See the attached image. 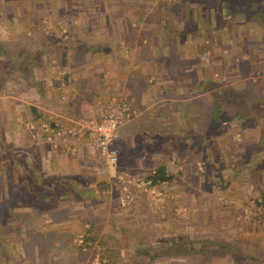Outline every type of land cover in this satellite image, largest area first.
Wrapping results in <instances>:
<instances>
[{
  "label": "rangeland",
  "instance_id": "374dc122",
  "mask_svg": "<svg viewBox=\"0 0 264 264\" xmlns=\"http://www.w3.org/2000/svg\"><path fill=\"white\" fill-rule=\"evenodd\" d=\"M162 1L164 3L156 8L151 23L157 31L164 29L163 22L166 23L169 8L176 20L178 10L183 9L182 5L173 4L178 0ZM201 1H204L203 5H191L190 12H187L189 22H195L197 30L196 34L186 37L188 51L172 55L166 46L160 48L161 42L165 41L163 33L157 37L159 51L149 49L147 40L143 43V46L147 44V51L158 56V60L162 58L159 61L166 65L160 72L162 81L171 73H178L180 79L188 76L196 82L197 88L206 89L205 96L200 99V119L194 118L189 127L192 132L185 133L186 140L168 147H164L165 141H161V145L154 146L158 152H165L157 156L160 159L152 157V144L172 136L168 129H172L176 122L172 118L174 114L166 116L170 109L165 105L162 109L166 115L158 118L157 124L154 125L150 117L145 116L143 120L139 116L133 126H121L117 134L115 132L112 144L117 150V160L114 164L102 161L95 153L86 152L87 156L83 155L85 165L75 163L74 158L79 159L81 153L78 151L79 156H76L77 149L72 144L74 138H70L74 134L67 135L65 141L60 138L47 141L35 125L43 117L39 115L36 122H32L33 129L27 126L32 119L27 116V113L32 116L27 103L31 101H16L15 128L13 134L8 130L10 136L6 127L11 120H7V111L0 110V264H122L121 259L126 255L123 247L132 241L131 237L149 240L144 247L151 257L150 260L148 257L129 258L124 264H176L165 259L169 253L166 248H170L168 237L176 232L183 236L188 233L190 241L194 240L189 258L181 264H264V3L252 2V14L248 15L253 18L246 19L240 15L244 5H234L243 0H227L225 3L235 8V13H228L225 3L222 8L217 6L224 13L217 15L213 12L215 26L211 31L200 32V8L206 5L205 14L209 19L212 17L209 0ZM144 7L147 6L140 9L146 13ZM186 22L182 18L177 20L175 30L187 26ZM206 33L209 35L205 36ZM210 36L214 39L209 44L207 39ZM203 76L204 84H199V78ZM165 89L164 86L162 90ZM111 96L124 102L122 95ZM145 96L146 112L150 108V92L147 91ZM97 98L82 103L85 116L81 115V118H97V111L91 114L84 107ZM170 111L174 113L173 109ZM8 113L11 118V112ZM70 120L65 119L64 128L70 125ZM142 126L146 127L145 132L139 133ZM128 127L131 129L129 135ZM129 138L133 148L127 151V155L132 153L133 159H141L136 169L125 158ZM7 139L12 144L9 148L6 147ZM116 144L123 146L122 155ZM12 149L20 160L13 159ZM22 157L29 165L24 166ZM161 163L175 175V180L151 186L145 177ZM32 171L37 173L35 179L42 181L43 190L54 188L59 182L79 184L80 187L93 188V191L97 183L108 187L97 191L94 198L84 200L76 195L78 192L68 196L65 188H58L57 197L42 199L37 206L28 207L21 202L26 195L29 196L25 179L33 174ZM136 191L146 197L150 211L165 215L163 222L159 223V226L164 225L161 233L160 228L156 229L159 227L155 225L156 219L143 216L133 220L129 217V210L142 199L136 200ZM26 212L30 214L26 215ZM116 218L119 224H114L117 228L114 232L111 224L117 222ZM124 223H131L134 228L130 231L124 227L119 229ZM168 224H175L178 229L169 233ZM12 225L14 229H11ZM35 229L40 232L55 230L58 237L52 235L43 240L42 236L36 235ZM30 231L29 236L27 232ZM85 237L89 239L85 240ZM223 244L227 247H222Z\"/></svg>",
  "mask_w": 264,
  "mask_h": 264
},
{
  "label": "crops",
  "instance_id": "0c3cea01",
  "mask_svg": "<svg viewBox=\"0 0 264 264\" xmlns=\"http://www.w3.org/2000/svg\"><path fill=\"white\" fill-rule=\"evenodd\" d=\"M178 1L173 4L178 3L182 5L183 9L178 8L180 12L178 16L175 15V18H178L177 20L186 19L187 26L183 25L182 28L175 30L177 20L170 12L172 9L167 7L169 8L167 12L169 16L166 19L168 26L166 29L161 28L157 31L151 23L156 15V8L162 2L164 3L162 0H0V110L7 111V120H11L7 122V133L9 130L13 134L15 106L18 100L31 101V103L27 102L30 106V115H32L30 117L26 112L28 119L37 115L43 116L36 123L39 124L46 120V122L56 124L60 130L66 131L68 128L76 126L81 115L85 116L82 110L84 101H91L97 96L108 98L118 94L124 96V104L128 108L129 117L120 123L116 134L121 126L129 125L131 127L135 122L137 123L135 119H138L139 116L143 120L145 116L150 117L151 122L154 125L157 124L158 118L166 115L162 109L165 105L170 110H174V113L167 110L166 116L174 114L172 118L176 122L172 129H168L172 136L167 137L166 140L159 139L153 142L152 157L157 158V156L165 154V152H158L156 148L154 149V146L162 144H159L161 141H165L164 147H168L173 143L178 144L184 139L186 140L185 133L186 131L192 132L189 127L194 122V118L200 119V99L202 95V97L205 96L206 89L197 88L194 84L196 82L191 81L188 76H183L180 79L178 73H171L162 81L160 72L166 65H163L153 52L147 51L149 47V49L157 51L156 49L160 45L157 37H161L162 33L165 34V36L162 34L165 41L161 42L160 48L167 47L166 49L172 55L188 51L187 38L196 34L197 30L194 26L195 22H189L190 17L187 12H190L191 5L200 4L201 6L204 1ZM259 1L260 4L264 3V0ZM225 2V0H209V6H212L210 8L212 19L207 18L205 14L206 5L200 8L199 15L197 14L198 17H202L200 32L213 29L215 26L213 12L217 15L223 14V9H220V12L217 6L220 5L222 8ZM252 2L257 3L256 1ZM143 5L147 6L144 7L147 10L146 13L140 9ZM252 8L250 7V10ZM207 35L209 34L206 33L205 36ZM213 39L209 41V44L213 43ZM146 40L150 43L148 48L147 44L143 46ZM180 65L185 67V64L180 63ZM204 79L205 76L202 79L199 78V84L203 83ZM133 82L134 90L131 89ZM164 86L165 90H168L167 92L162 90ZM147 91L150 92L151 99L150 108L145 112L147 107L144 97L146 98ZM22 106L24 108L26 104ZM194 107L197 108L194 109ZM8 112H11V118H9ZM72 118H74L73 121L70 120ZM155 118L156 123H154ZM65 119L71 122L67 128L63 126L66 123ZM36 126L39 130L38 125ZM143 126L139 133H143L146 129ZM127 131L129 135L131 129L128 127ZM132 132L137 133L136 130ZM8 135L10 136L9 133ZM66 136L64 140H61H67ZM70 138H74L72 144L77 149L76 156H79L78 151L81 153L79 159L74 158L75 163L85 165L83 155L87 156L89 150L84 134L77 132ZM156 139L158 138L156 137ZM129 143L130 138L126 142L125 150L120 144L115 146L121 155L123 150L125 151V158L129 159V164L135 168L141 159H133L132 153L127 155V151H131L133 148V144ZM64 145L66 144L64 143ZM11 146L12 144L7 139L6 147ZM120 152H118V157ZM168 173L172 174L170 181H174L175 175L171 172ZM141 197L142 199L139 201ZM135 198L139 202L134 205L132 210H129V217L134 218L133 220L138 217L143 218V216L149 217V220L156 219L155 225L159 226L165 215H161L160 211H150L146 197L140 192L136 191ZM169 220H171L170 217ZM172 220L174 221V218ZM118 221L112 223V227L114 224H119ZM120 225L119 229L124 227L128 231L134 228L131 223ZM161 226L164 225L156 228H160V233ZM168 227L169 233H174L178 229L175 224L174 226L168 224ZM116 229V227L112 228L114 232ZM179 234L177 232L174 236L169 234L171 237H168L167 245L170 248H166L169 253L165 255V259L169 263L181 264L190 256V245L194 240L190 241L188 233L186 236ZM131 238L132 241L129 240L127 242L129 244L123 247L126 255L121 259L122 264L129 258L138 260L148 257L147 259L150 260L151 254L144 247L150 241L145 237ZM175 247L176 249H174Z\"/></svg>",
  "mask_w": 264,
  "mask_h": 264
},
{
  "label": "built area",
  "instance_id": "2783aa9c",
  "mask_svg": "<svg viewBox=\"0 0 264 264\" xmlns=\"http://www.w3.org/2000/svg\"><path fill=\"white\" fill-rule=\"evenodd\" d=\"M84 107L91 114L97 111V118L94 120L80 118L76 122V126H72L66 131L60 130L54 123L50 125L46 121L40 122L38 128L42 132L41 134L47 141L54 142L59 138L64 140L65 136L69 134L83 133L89 152L95 153L102 161L114 164L117 160V150L112 142L120 123L129 117L127 106L116 96H110L108 98L98 97L92 104H85ZM27 126L32 129L34 127L32 123H28Z\"/></svg>",
  "mask_w": 264,
  "mask_h": 264
},
{
  "label": "trees",
  "instance_id": "16d2710c",
  "mask_svg": "<svg viewBox=\"0 0 264 264\" xmlns=\"http://www.w3.org/2000/svg\"><path fill=\"white\" fill-rule=\"evenodd\" d=\"M250 0H243V2L242 3H240V2H235L234 3V5H236V6H238V5H244L243 7H242V12H241V14L240 15H242L244 18H246V19H250V18H253L252 16H249L248 15V13H250V14H252V10H250V5L252 4V1H254V0H251V3L249 2ZM258 4H260L259 2V0H255ZM226 2H227V0H226ZM261 5V4H260ZM246 6V7H245ZM226 7H227V11H228V13H230L231 15L232 14H234L235 12V8H231V6H230V4H226ZM247 10V11H246ZM258 11H262L261 9L259 10V9H257ZM250 11V12H249ZM254 14H256V17H260V15H258L257 13H255L254 12ZM255 16H254V18H256ZM253 20V19H252ZM163 24H164V29H166L167 28V26H168V22L166 21V23H164L163 22ZM213 39V37L212 36H210V37H208V40L209 41H211ZM157 51H159L160 49L159 48H157L156 49ZM170 54H172V53H170ZM169 54V55H170ZM157 58H158V56H157ZM162 58H159V60H161ZM36 119H37V116H34V117H32V119L30 120L31 121V123L32 122H36ZM48 123L50 124V125H53L51 122H49L48 121ZM35 125H38V123L37 124H35ZM263 149H264V142H263ZM11 152H12V156H13V159H18V160H20L21 158H16V156H15V154H14V149H12L11 150ZM22 159H23V163H24V166H27V165H29L28 164V162L26 161V159L24 158V157H22ZM24 169V168H23ZM32 170V169H31ZM33 172V171H32ZM32 175V176H31ZM31 175H29V176H27V178L25 179V183H26V185H27V187L29 188L28 189V195L29 196H27L26 195V198L23 200V202H21V203H24V204H26L28 207H32V206H37V204H38V202L40 203V201L42 200V199H46V198H49V197H57L58 196V188H60V189H66V194L69 196V194H76L77 192V194L76 195H78L79 196V198L81 199V200H84V199H86V198H88V199H92V198H94V196H95V193L97 192V191H104L105 189H107V187L108 186H106V187H104V186H102V184L101 183H97L96 184V186L94 187V191H93V188H88V187H80L79 186V184H74V183H65V182H59V183H57L56 185H54V188H48V189H44L43 190V188H41L42 186H40V184H41V180H38V179H35V177H36V175H37V173H34L33 172V174H31ZM21 176H23V174H21ZM28 178H30V179H28ZM145 178H147V180L149 181V185H151V186H153V185H155V184H157V183H160V182H169L171 179H172V174H170V173H168L167 172V169H166V166L164 165V164H158L156 167H154V169H152L151 171H149L148 173H147V175H146V177ZM70 189V190H69ZM74 189H76V190H74ZM57 192V193H56ZM54 193V194H53ZM65 194V195H66ZM75 197H77V196H75ZM79 198L77 197V199L79 200ZM47 200V199H46ZM19 201H21V198L19 197ZM40 210V209H39ZM39 210H34V211H39ZM22 212H19V214H21ZM14 214H15V212H14ZM26 215H29L30 213L29 212H26L25 213ZM1 216V215H0ZM14 217V216H13ZM11 229H14V227H13V225H12V227H11ZM35 231V233H36V235L37 236H42V239L43 240H48V239H50V237L52 236V235H55L54 236V238H57L58 237V234H57V232L54 230V231H51V232H40L41 230H34ZM53 232V233H52ZM30 233H31V231L30 232H27V235H29L30 236ZM38 234H40V235H38ZM62 234V233H61ZM64 234V233H63ZM48 235H50L49 236V238L47 237ZM57 236V237H56ZM68 236L69 237H67L68 239H69V241H70V239H71V237H72V234L70 233V234H68ZM36 237V236H35ZM44 237V238H43ZM53 238V237H52ZM51 238V239H52ZM85 240H87V239H89L88 237H85L84 238ZM22 244V243H21ZM27 244H30V242H27ZM225 244H223L222 245V247H227L226 245L224 246ZM203 247H205V245L203 246L202 245V248ZM230 247V246H229ZM77 248H79V249H81V246H79V245H77ZM70 263H72V261L70 262ZM73 264V263H72ZM104 264H108V262L107 263H104Z\"/></svg>",
  "mask_w": 264,
  "mask_h": 264
}]
</instances>
